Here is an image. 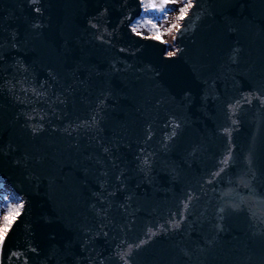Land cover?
<instances>
[{
    "label": "water",
    "instance_id": "obj_1",
    "mask_svg": "<svg viewBox=\"0 0 264 264\" xmlns=\"http://www.w3.org/2000/svg\"><path fill=\"white\" fill-rule=\"evenodd\" d=\"M191 2L0 0V264H264V0Z\"/></svg>",
    "mask_w": 264,
    "mask_h": 264
},
{
    "label": "rangeland",
    "instance_id": "obj_2",
    "mask_svg": "<svg viewBox=\"0 0 264 264\" xmlns=\"http://www.w3.org/2000/svg\"><path fill=\"white\" fill-rule=\"evenodd\" d=\"M188 2L189 0H141V14L135 19V22L132 23L131 27L137 29L138 26H142L144 31L150 33V35L147 36L158 37L157 39L164 41L166 43V54L175 51L176 47L173 40L172 30H177V28L174 27L175 25L180 26V8ZM151 4H165L171 10L162 15L158 9H149L148 6ZM152 12H155V19L152 18ZM158 29L159 32L157 31V33L156 30ZM158 34L161 35L158 36ZM6 187L8 188V186ZM6 187L1 186L0 182V195L8 197L12 206L10 205L8 208H5L4 211H0V235H3V227H8L9 218L15 217L21 201L19 196H15L11 191L7 190ZM6 216L7 220H5Z\"/></svg>",
    "mask_w": 264,
    "mask_h": 264
},
{
    "label": "snow or ice",
    "instance_id": "obj_3",
    "mask_svg": "<svg viewBox=\"0 0 264 264\" xmlns=\"http://www.w3.org/2000/svg\"><path fill=\"white\" fill-rule=\"evenodd\" d=\"M192 6H193L192 2H191V0H189V2L186 5H184L183 7L180 8V13H181V15L179 17L180 20H183L185 18V14L187 13L188 9L191 8ZM148 8L149 9H158L161 12L162 15L166 14L168 11L171 10L165 4H160V5L151 4V5L148 6ZM146 13H147V9H146ZM174 27H176L178 30L180 28L179 25H175ZM132 31L136 32V28L133 27ZM137 34L139 35V33H137ZM175 39H176V37L174 36L173 40H175ZM173 54L174 53H169V55H173ZM223 163L226 164L227 163V159H225L223 161ZM4 204H5V198L2 195H0V211H4L5 210V208L3 207ZM19 207L23 208V200L22 199L20 201ZM18 215H19V212H17V216ZM5 220H7V216L5 217ZM10 228H11V224H9L6 229H4L3 235H0V249H2L3 246H4L5 239L7 238L8 230ZM149 231H151V229ZM141 243H143V241H141ZM11 255L12 256H17V255H19V253L13 252V253H11ZM9 258H11V257H9Z\"/></svg>",
    "mask_w": 264,
    "mask_h": 264
},
{
    "label": "trees",
    "instance_id": "obj_4",
    "mask_svg": "<svg viewBox=\"0 0 264 264\" xmlns=\"http://www.w3.org/2000/svg\"><path fill=\"white\" fill-rule=\"evenodd\" d=\"M154 16H155V12H152V18H154ZM155 19V18H154ZM135 22V21H134ZM133 22V23H134ZM159 32V29L158 30H156V32ZM157 32V33H158ZM136 33H139V34H141V35H145V36H147V35H150V33H147L146 31H144V29H143V27L142 26H138L137 27V29H136ZM157 35V34H156ZM161 34H158V36H160ZM1 186H4V187H6L7 185H6V183H4V182H1ZM7 188V187H6ZM7 190H9V191H11L12 192V190L11 189H8L7 188ZM13 193V192H12ZM14 194V193H13ZM15 195V194H14ZM16 196V195H15ZM5 198V204L3 205V207L4 208H8V206H12V204H11V202H10V199H8V197H4ZM20 198V197H19ZM19 210H20V207L18 208ZM18 209H17V212H19L18 211Z\"/></svg>",
    "mask_w": 264,
    "mask_h": 264
}]
</instances>
